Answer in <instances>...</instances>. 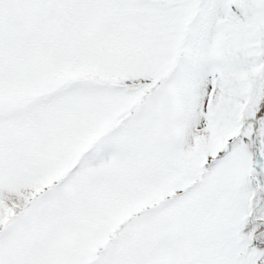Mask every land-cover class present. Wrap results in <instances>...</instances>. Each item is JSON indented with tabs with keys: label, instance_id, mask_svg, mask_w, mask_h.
Returning <instances> with one entry per match:
<instances>
[{
	"label": "snow or ice",
	"instance_id": "obj_1",
	"mask_svg": "<svg viewBox=\"0 0 264 264\" xmlns=\"http://www.w3.org/2000/svg\"><path fill=\"white\" fill-rule=\"evenodd\" d=\"M0 264H264V0H0Z\"/></svg>",
	"mask_w": 264,
	"mask_h": 264
}]
</instances>
